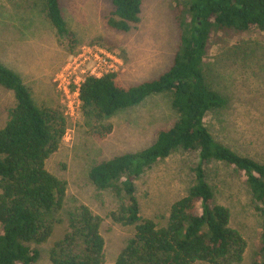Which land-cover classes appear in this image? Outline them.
<instances>
[{
    "label": "trees",
    "instance_id": "1",
    "mask_svg": "<svg viewBox=\"0 0 264 264\" xmlns=\"http://www.w3.org/2000/svg\"><path fill=\"white\" fill-rule=\"evenodd\" d=\"M179 41L171 66L158 77L122 86L117 73L87 76L79 86L84 117L94 133L112 132L105 120L154 94L170 96L177 119L161 128L151 145L93 165L89 179L99 190H112L122 200L113 221L134 227L133 236L113 263L106 262L102 219L81 205L68 219L63 237L49 252L51 264H234L242 260L246 241L230 225V211L215 202L204 164L226 163L244 177L262 217V246L252 264H264V162L242 155L217 141L206 115L222 109L226 99L207 82L205 57L215 32L264 31V0H174ZM60 0H44L43 12L58 37L75 43ZM110 28L129 32L140 22L142 0H110ZM0 86L13 94L14 106L0 128V264H34L38 246L47 242L67 185L46 168L59 147L66 119L59 109L37 105L22 78L0 63ZM178 149L195 151L193 182L174 202L166 224L140 215L135 181L146 169Z\"/></svg>",
    "mask_w": 264,
    "mask_h": 264
},
{
    "label": "rangeland",
    "instance_id": "2",
    "mask_svg": "<svg viewBox=\"0 0 264 264\" xmlns=\"http://www.w3.org/2000/svg\"><path fill=\"white\" fill-rule=\"evenodd\" d=\"M43 1L0 0V63L22 78L37 105L59 109L66 119L59 147L46 160L48 171L66 182V195L55 213L58 222L48 241L38 246L40 257L34 264H51L52 245L63 237L68 219L81 205L101 217L105 259L113 263L134 227L112 220L110 214L119 211L122 200L110 189H97L89 170L148 147L157 131L171 126L177 114L168 94L150 95L107 118L104 124H111L112 132L99 138L74 93L76 82L90 74V63L82 66L77 58L88 49L110 52L120 60L114 72L125 87L158 77L171 66L179 41L176 4L174 0H142L140 22L129 32H120L107 24L110 0H60L67 28L75 36L76 42L70 44L47 21ZM204 72L208 84L226 99L225 107L206 115L207 128L217 141L264 162V31L213 33ZM14 104L13 94L0 86V128ZM197 161L195 151L178 149L146 169L135 181L140 215L164 226L171 205L192 184ZM204 167L215 202L229 209L231 227L246 241L242 260L234 264H252L262 246V217L245 177L219 161Z\"/></svg>",
    "mask_w": 264,
    "mask_h": 264
},
{
    "label": "built area",
    "instance_id": "3",
    "mask_svg": "<svg viewBox=\"0 0 264 264\" xmlns=\"http://www.w3.org/2000/svg\"><path fill=\"white\" fill-rule=\"evenodd\" d=\"M85 53H87L88 56L85 55ZM79 57H80V64L82 66H86L88 63H90L88 67L90 74L88 76L100 77L106 73L114 72L116 70L115 69L116 66L120 64V60L116 58L113 54L96 48L94 51H91L90 49L84 51L83 54L78 56L77 59H79ZM69 70H70L69 67L65 68L64 74L66 73L67 75L69 73ZM84 79L82 80L79 79V81L76 82L77 87L75 88L74 93L76 95V99L78 103H81L79 99V86L84 81Z\"/></svg>",
    "mask_w": 264,
    "mask_h": 264
}]
</instances>
